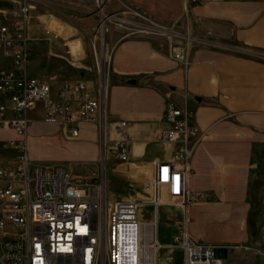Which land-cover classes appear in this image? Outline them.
Masks as SVG:
<instances>
[{"label":"crops","instance_id":"0c3cea01","mask_svg":"<svg viewBox=\"0 0 264 264\" xmlns=\"http://www.w3.org/2000/svg\"><path fill=\"white\" fill-rule=\"evenodd\" d=\"M23 4L33 7L25 24L27 73L49 82L55 96L64 84L77 82L102 92V70L107 125L130 123L129 159L114 168L111 155V176L138 179L143 174L151 180L153 162L169 160L173 153L172 145L157 142L168 128V104L194 112L201 137L192 159L189 187L197 198L186 210L187 228L195 239L220 247L222 261L233 245L243 247L251 188L264 161V0H199L185 23L183 0L108 1L106 8L121 15L129 31L181 22L196 33L201 47L187 64L173 61L164 43L133 32L109 34L106 64L93 35L101 17L94 0H0V25ZM29 120L31 161H39L35 143L45 141V135L63 131L72 137L67 125L43 121L41 104ZM99 129L98 122L82 123L73 137L88 142L94 164L100 162Z\"/></svg>","mask_w":264,"mask_h":264},{"label":"built area","instance_id":"2783aa9c","mask_svg":"<svg viewBox=\"0 0 264 264\" xmlns=\"http://www.w3.org/2000/svg\"><path fill=\"white\" fill-rule=\"evenodd\" d=\"M198 1L183 0L185 14ZM32 9L20 5L9 13V23L0 25V134L16 135L0 138V264H176L177 252L181 264H221L220 247L195 239L187 228L185 213L197 198L189 187L192 159L201 137L193 111L168 104V128L161 139L173 146V153L169 160L153 163L150 193L144 198L109 204L95 182L75 179L70 166L28 158L29 113L39 104L43 121L67 125L72 137L82 123L107 125L101 91L85 82L67 83L53 96L49 82L27 73L25 24ZM104 25L102 21L100 32ZM163 29L171 32L174 27ZM153 30L130 33L148 36ZM176 50L169 57L187 64ZM108 127V153L124 163L129 159L130 123L119 120ZM167 207H180L184 218L166 244L160 239V210Z\"/></svg>","mask_w":264,"mask_h":264},{"label":"rangeland","instance_id":"374dc122","mask_svg":"<svg viewBox=\"0 0 264 264\" xmlns=\"http://www.w3.org/2000/svg\"><path fill=\"white\" fill-rule=\"evenodd\" d=\"M108 1L109 0H94V7L101 17L93 35L96 37L98 56L101 57L103 61L105 59L106 64H108L110 56L106 54L105 50L106 39L109 34L112 32H115V34L130 32L126 29L128 26L124 23L125 19H122L121 15L115 14L112 9L109 10L106 8ZM101 12L105 15L103 16ZM183 17V23H185L184 19H186L188 15L185 14L184 11ZM136 19H139L141 22L143 21L139 16H136ZM102 21H105L106 25V31L104 34L99 30ZM172 25L174 29L170 32L163 29L169 25L157 22V24L152 26V29H154L153 34L148 35L147 37L154 41L164 43L168 54L172 48L179 49L181 56H183L185 60H189L193 56L195 50L201 47V41L196 33L186 30L185 27L181 25V22H175L172 23ZM139 28L143 29L142 27ZM169 36H171V39ZM103 76L104 73L101 70L100 88L102 87ZM102 93H104L103 88ZM109 132L111 131L109 130L108 125H106V128L100 126V129L98 130L97 136L100 150V162H97L96 164L91 161L87 154L88 142L84 138H73L63 131L56 133L55 135L47 134L44 137L45 141L35 143V146L39 150L38 162L45 165L62 164L70 166L73 169L75 179L95 182L107 196L109 204L135 197H146V195L150 193L147 189V183L150 180L148 182L146 180L149 179V177H144V175L141 174V178L136 179L135 177L119 173L111 176L108 170V166L111 165L109 161L111 155L108 153L105 146V137ZM161 136L158 137L157 142L165 144L161 139ZM10 137H12L11 133L0 134V138ZM130 142L131 138L128 143ZM108 146H114V144L110 143ZM10 156L11 155L9 154H2V157L4 158ZM120 164L121 163L119 161L117 162V160L113 162L114 168L120 167ZM124 169L125 168H120V170L123 171ZM257 173L259 175L258 180L251 188L252 207L244 219L247 239L244 242L243 247H241L242 245H233L231 247V256L227 258L226 261H221V264H264V161L257 169ZM140 180L142 181L141 183L139 182ZM183 218L184 213L180 207L161 208L160 239L162 242L166 244L170 242L172 235L176 231V225L181 223ZM220 257L222 258V255ZM223 257H225V255ZM181 259L182 256L176 254V264H181Z\"/></svg>","mask_w":264,"mask_h":264},{"label":"bare ground","instance_id":"6f19581e","mask_svg":"<svg viewBox=\"0 0 264 264\" xmlns=\"http://www.w3.org/2000/svg\"><path fill=\"white\" fill-rule=\"evenodd\" d=\"M102 13V12H101ZM103 14V13H102ZM105 14H103L104 16ZM106 17V16H105ZM103 18V17H102ZM105 19V18H104ZM106 31V25L104 26H101V33L104 34V32ZM75 43H78L77 41ZM74 46H78V45H74ZM76 50V49H75ZM176 53L177 54H180V51L179 50H176Z\"/></svg>","mask_w":264,"mask_h":264},{"label":"water","instance_id":"95a60500","mask_svg":"<svg viewBox=\"0 0 264 264\" xmlns=\"http://www.w3.org/2000/svg\"><path fill=\"white\" fill-rule=\"evenodd\" d=\"M104 85H105V78H104V76L102 77V88H103V90H104Z\"/></svg>","mask_w":264,"mask_h":264}]
</instances>
